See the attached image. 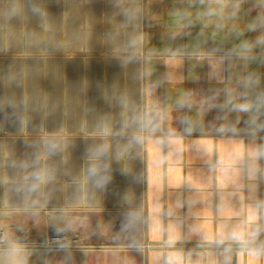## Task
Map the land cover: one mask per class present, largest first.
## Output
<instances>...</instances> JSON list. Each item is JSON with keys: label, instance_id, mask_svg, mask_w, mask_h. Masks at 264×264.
<instances>
[{"label": "crops", "instance_id": "1", "mask_svg": "<svg viewBox=\"0 0 264 264\" xmlns=\"http://www.w3.org/2000/svg\"><path fill=\"white\" fill-rule=\"evenodd\" d=\"M185 0H0V229H6L33 254L29 264H154L153 257L163 241L149 228L147 221L129 235L121 225L135 207L149 209L157 197L166 205L184 202L176 219L184 239L177 247L198 249L196 237L189 228L198 214L207 216L209 229L218 223L215 215L218 196L207 187L208 158L193 147L204 138L209 148L222 137L216 127L217 110L201 114L202 126L185 136L186 150L180 159L172 158L159 167L153 164L155 147L151 140L143 146L131 144L137 130L135 119L143 107L153 101L174 105L184 92L196 99L211 96L224 85L211 78L207 58H189L199 43L204 51L223 55L239 39H223L221 32L211 38L212 29L200 35L201 25L185 30L171 39V11L183 7ZM257 14L246 3L238 24L242 27ZM146 36L142 51L157 50L149 64L133 57L130 41ZM248 33L243 38L253 37ZM166 48H184L186 55L174 67L166 65L162 55ZM152 68L150 77L141 74ZM221 73L225 78L242 74L239 62H226ZM264 86V64H253ZM172 76L165 80V74ZM163 81L154 91L150 85ZM223 93L221 92V99ZM200 106L191 111L176 110L172 127L182 130L178 117H197ZM108 123L116 135L110 139V182L98 188L85 179L89 167V149L100 143L95 136ZM167 127V125L165 126ZM61 136L63 148L54 152L49 163L55 168V179L42 190L34 191L28 177L40 163L42 145L47 137ZM128 148L127 158L116 159L117 151ZM217 147H222L217 143ZM169 149L165 148L166 154ZM139 177V183L131 180ZM191 175L201 181L197 193L183 183ZM131 192L130 203L123 201ZM247 196V190H244ZM258 196L264 197V181ZM199 197L197 203L192 199ZM239 208L242 201L233 197ZM68 221L74 231L64 232L75 240L70 247L72 259L58 248L44 247L47 237L55 235ZM204 217H200V222ZM167 223V221H165ZM136 238L142 251L114 253V249ZM119 257L116 260V257ZM234 264H239L237 257Z\"/></svg>", "mask_w": 264, "mask_h": 264}, {"label": "clouds", "instance_id": "2", "mask_svg": "<svg viewBox=\"0 0 264 264\" xmlns=\"http://www.w3.org/2000/svg\"><path fill=\"white\" fill-rule=\"evenodd\" d=\"M246 3H251L257 14L241 27L238 20ZM170 16L173 40L185 30L200 24L201 36H204V30L211 28L212 39L224 32L223 39L234 36L239 39V43L221 56L215 55L216 50L204 51L198 43L189 58H207L212 68L211 78L224 87L199 100L193 92L188 91L180 95L174 105H162L156 100L147 103L136 116L137 130L132 134L130 143L143 146L151 140L155 147L153 164L159 167L173 157L180 159L186 150L184 137L191 136L202 126L201 114L217 110L220 115L216 119L220 123L216 131L222 139L218 142L213 140L211 148L203 142L204 138L195 140L192 146L208 158L206 186H214L218 196L215 210L218 223L214 229H209L207 216L210 213L198 214L197 222L188 230V236L197 238L199 250L177 247L184 239L181 224L176 219L184 202L177 200L166 205L157 197L149 209L143 206L132 208L125 216L121 229L131 235L147 221L149 228L163 241L161 250L153 257L154 264H234L237 257L239 264H264V197L257 195L259 185L264 181V86L261 74L250 70L253 64H264V0H185L184 6L174 8ZM248 33L255 35L241 39ZM145 42L146 36L141 35L130 41L129 47L134 50L133 57H142L149 64L158 53L154 48L142 51ZM186 54L184 48H166L162 53L166 57V65L170 67L182 61ZM226 62L230 67L239 62L245 71L225 78L221 73ZM141 75L150 77L152 68L145 67ZM164 79L171 80V74L166 73ZM162 82H153L150 89L154 91ZM197 104L200 109L196 118L188 114L181 115L178 120L182 130L172 127V121L177 119L173 115L174 111H191ZM115 135L112 126L104 123L95 133L100 143L89 149V167L85 179L98 188L105 187L111 180V166L107 157L111 151L109 141ZM63 143L61 136L45 139L40 163L28 177L34 191L42 190L55 179V168L49 163V158L58 149L62 150ZM217 143L222 147L218 148ZM165 148L169 149L166 154L163 153ZM129 155L125 147L117 151L116 159ZM129 174L134 183H139L138 176ZM183 183L197 193L203 190L201 181L191 175ZM245 189L247 196L244 195ZM233 197H239L242 201L239 208L234 205ZM132 199L131 192L124 193V202L130 203ZM198 199H192L191 203H197ZM201 216L204 217L203 222H200ZM53 230L58 250L66 254L65 261L71 260V242L61 237L64 232L75 230L74 223L68 221L63 227H54ZM128 250L142 251L143 244L132 238L128 244L113 251L119 253ZM32 254V250L14 233L0 229V264H29Z\"/></svg>", "mask_w": 264, "mask_h": 264}, {"label": "built area", "instance_id": "3", "mask_svg": "<svg viewBox=\"0 0 264 264\" xmlns=\"http://www.w3.org/2000/svg\"><path fill=\"white\" fill-rule=\"evenodd\" d=\"M61 238L62 239H67L68 241H70L71 242V247L74 246L75 240L70 238V236L67 235L66 233H62V237ZM54 239H55V235L47 237L45 242H44V247L57 248L56 244L54 243Z\"/></svg>", "mask_w": 264, "mask_h": 264}]
</instances>
